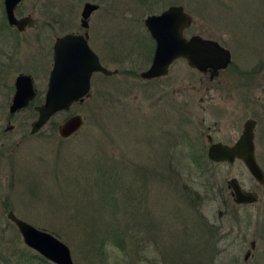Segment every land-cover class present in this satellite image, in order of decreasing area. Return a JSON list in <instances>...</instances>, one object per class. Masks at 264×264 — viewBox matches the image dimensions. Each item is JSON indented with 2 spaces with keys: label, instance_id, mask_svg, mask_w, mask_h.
<instances>
[{
  "label": "rangeland",
  "instance_id": "1",
  "mask_svg": "<svg viewBox=\"0 0 264 264\" xmlns=\"http://www.w3.org/2000/svg\"><path fill=\"white\" fill-rule=\"evenodd\" d=\"M87 1L99 5L89 17V44L102 64L119 73L109 77L95 73L90 99L57 113L32 134L30 124L37 117L33 106L44 100L55 37L83 31L81 11ZM172 4L184 6L193 17L185 36L216 38L231 50L234 63L223 80L237 86L254 82V113L260 118L255 153L264 170V85L257 84L264 82V70L258 72L254 64L264 54V0H21L15 15L35 19L23 32L6 28L0 0V264H54L23 243L6 216L9 210L66 243L74 264H170L168 253L193 243L182 236L201 224L199 212L208 224L221 225L232 234L227 240L209 241V251L194 257L195 263L204 259L203 264H232L235 258L242 263L252 240L256 247L247 263L264 261V185L257 184L240 160L230 164L207 158V143L197 127L202 115L212 117L200 112L199 94L160 96L167 90L166 82L183 90L199 81L201 73L179 58L164 78L139 76L149 67L155 46L144 19ZM19 73L31 74L38 94L29 108L10 114ZM189 112L196 127L184 124L182 130L191 144L180 136L167 171L165 145L158 144L163 122L172 119L176 131ZM69 113L81 114L84 125L63 139L57 125ZM8 122L14 128L4 131ZM193 142L198 163L190 156ZM119 161L137 166L146 174L144 180L119 178L114 170L105 178L103 164L114 169ZM164 177L173 181L171 188ZM231 177L244 188L260 190L257 203L236 207L240 221L233 225L231 216L218 217L222 208L218 188L224 191ZM114 224L126 232V251L106 243L98 254L93 242L84 243L83 231L91 229L96 236Z\"/></svg>",
  "mask_w": 264,
  "mask_h": 264
},
{
  "label": "water",
  "instance_id": "2",
  "mask_svg": "<svg viewBox=\"0 0 264 264\" xmlns=\"http://www.w3.org/2000/svg\"><path fill=\"white\" fill-rule=\"evenodd\" d=\"M9 25L18 31L35 24L31 15L17 17L15 9L21 0H3ZM98 4L85 2L81 11V25L88 27V19L97 10ZM192 22L191 15L180 4H172L159 14H149L144 25L155 42V49L149 67L140 72L145 80L160 78L169 73L170 66L179 58L199 71L209 69L211 77L217 75L231 61L230 51L216 40L200 35L185 37L183 32ZM95 73L112 76L118 69L104 66L98 54L88 44V33H66L55 38L53 43V63L49 72L47 88L42 103L34 106L37 117L30 124V133L38 132L56 113L68 110L73 103H82L90 96L91 78ZM14 93L9 105V113L14 114L26 108L35 98L37 89L30 74L19 73L14 82ZM84 124L81 114H74L58 126L60 137H68L77 132ZM255 121H246L244 130L232 146L211 143L207 157L213 162L229 163L239 159L251 176L259 183H264V171L257 162L254 148ZM14 125L8 127L12 130ZM234 200L238 204L257 201V194L241 188L238 179H228ZM7 218L17 228L23 243L38 252L43 258L54 264H74L70 248L54 234L39 229L18 217L12 210ZM248 254H246L247 256Z\"/></svg>",
  "mask_w": 264,
  "mask_h": 264
},
{
  "label": "flooded vegetation",
  "instance_id": "3",
  "mask_svg": "<svg viewBox=\"0 0 264 264\" xmlns=\"http://www.w3.org/2000/svg\"><path fill=\"white\" fill-rule=\"evenodd\" d=\"M3 4H4V1H3ZM4 13H5V8H4ZM191 18H192V22L186 29H184V32L193 24V17L191 16ZM5 20H6L5 25H6V28L8 30L13 29V28L16 29L15 26L9 25V23L7 21L6 13H5ZM89 27H90V25H89V19H88V27L85 28L81 25V28H83L82 32L74 31V32H67V33H74V34H84L85 32L88 33ZM29 28H31V27H29ZM26 29H28V28H26ZM18 32H23V31H18ZM184 32H183V34H184ZM64 34H66V33H64ZM192 35L202 36L201 34H192ZM192 35H190V36H192ZM190 36H185V37L189 38ZM202 37H204V36H202ZM204 38L216 40L221 46L228 49L230 51V56H231L230 63L224 69H220L218 71L217 75H215L213 77H211V73H210L211 71L209 69H207L205 71H199V70L193 68V69L197 70L199 73H201V75H202V77L199 81L190 82L189 86L184 87L183 90L179 89V88H177V89L174 88L172 86V84H173L172 82H166V89L167 90L164 92H161L160 96H162L164 94V96H166V98L172 99V95L175 94L176 92H178V93L187 92V93H189V94L191 93L193 95L194 94L200 95L199 96L200 112H202L204 114H211L209 116L212 117V119H209L208 116L206 117V116L202 115V117H200L199 124L197 127L198 132L200 133V136L201 137L204 136V138H205V141L207 143V151H208V148L211 145V143H220V144L226 145V146L234 145L237 142V140L240 138V136L242 135L246 121L249 119L254 120L255 121L254 129H253V131H254V148H255V152H256V147H257V144H256V137L257 136L256 135H257V130H258V127L260 124L259 123L260 118L257 115H255V113H254L255 111H254L253 100H254V95H255V92L257 91V88L254 86V82H253V84L249 83V82H242L241 85L237 86V85L230 84L226 80H223L222 76L226 73L227 70H229L232 67L235 57L233 56L231 50L227 46H225L222 42L218 41L216 38H212V37L211 38L210 37H204ZM88 44H89V33H88ZM89 46H90V44H89ZM154 49H155V46H154ZM153 53H154V51H153ZM254 64L256 65V67H257L256 70H258V72H260L261 70L263 71L264 70V54L261 55L259 57V59L256 60V62ZM10 66L12 67V64L7 65L8 69ZM118 73H119V69H118ZM99 74H101V73H99ZM114 75H116V74H114ZM93 76H94V74L92 75V77ZM154 79H156V78H154ZM33 81H34V79H33ZM14 82H15V80H14ZM167 84L169 86H167ZM257 84H260V86H262V85H264V82L259 81V82H257ZM37 94H38V90H37ZM37 94H36V96H37ZM213 94H216V95L212 96ZM36 96H35V98H36ZM91 96H92V78H91L90 96L88 98H86L82 103H84L85 101L90 99ZM160 96L157 97L158 101L161 100V98H162ZM33 100L30 102V104L26 108H28L33 103ZM212 100H215V102L210 103V101H212ZM76 103H80V102H75L73 104H76ZM34 106H33V108H34ZM169 106H171V105H169ZM71 107L68 110H64V111H69L71 109ZM26 108H24V109H26ZM172 108L173 107H170L169 109L172 110ZM24 109H22V110H24ZM60 112H62V111H60ZM74 114H77V113H69V115L63 119V121L65 119H67L69 116L74 115ZM191 114H192V112H189L188 114H186V116L181 117L180 122L177 124V128H176L177 130L176 131L174 130L175 125H174L172 119H168V117H166V120L163 122V127L161 129L162 133H160V137H159L160 142H158V144L159 143L161 144V142H162L163 146L165 145V148L163 147L164 149H162V155L164 158V163H166V166H167V171H169V168L174 161L173 149H174L175 144H177L176 141L180 140V136L184 137V138L182 137L183 139H181V140L182 141L186 140L185 141L186 143H187V140L190 139L187 131L182 130V127H184L183 125L188 124V127H189L192 124V127H194V128L196 127L194 120L190 119V117L192 116ZM206 119L210 120V122H208ZM61 123H59L57 126H59ZM10 125L11 124H9V122H8L4 131H10L8 129V127ZM192 127H190V128H192ZM77 132L73 133L72 135L76 134ZM228 132H230V133H228ZM72 135L65 137V138H63V137H61V138L66 139V138L71 137ZM195 147H197L196 143L193 142V148L195 149ZM154 148H155V144H154ZM156 152H157V150H156ZM255 156H256V153H255ZM236 160H239V159H235L234 162ZM221 162H226V161H221ZM234 162H232V163H234ZM227 163H229V162H227ZM232 163H230V164H232ZM164 179L169 180L170 178L164 177ZM238 182L240 184L239 180H238ZM257 184L264 185V183H259V182H257ZM240 186L245 191L256 193L257 197H258L257 201L254 203H248V204L236 203L234 200L233 194H232V189L228 186V179L226 180V188L224 189V191L221 187L218 188L219 194H220V200H221V207H222L219 211L218 217L221 220L224 215L231 216V220H232L231 224L232 225L238 224L240 221L238 218L239 217L238 216L239 209L236 207L255 204L259 201V198H260L259 197L260 196V190H258L257 188L253 187V188L247 189V188H244L241 184H240ZM191 228H193V227H191ZM191 228H188V229L190 230ZM216 228H217L216 229L217 240H219V241L227 240L232 234V230L226 232L225 230H223V226H221V225H217ZM235 239H233V240H235ZM255 247H256V241L252 240L250 242V248L246 250V252L243 256L244 262L239 263L238 259L235 258V259H233L232 264H250L247 262L249 259H251L252 250H254ZM246 254H248V255L246 256ZM263 262L261 259H259L258 262L255 264H262Z\"/></svg>",
  "mask_w": 264,
  "mask_h": 264
},
{
  "label": "trees",
  "instance_id": "4",
  "mask_svg": "<svg viewBox=\"0 0 264 264\" xmlns=\"http://www.w3.org/2000/svg\"><path fill=\"white\" fill-rule=\"evenodd\" d=\"M189 143L191 144L190 141H189ZM191 149L193 150L192 146H190V148H189V150L191 151L190 156H191L193 162L198 163V159ZM100 159L102 160L101 157H100ZM106 162L107 161H105V163ZM102 168H103V174H104L105 178H108L110 175V171H113V170H114L113 173L117 177L129 179V180H144L143 178L146 176V174L145 175L141 174L142 172H140V169L137 166L132 167V165H130V164L128 165V164H126V162L125 163L124 162L122 163L120 161L118 163L116 162V164H114V169L110 165L108 167H106L105 164H103ZM117 170H119V173H117L118 172ZM151 170L155 174H158V172H159L155 168H153ZM164 181L166 183H168L167 187L171 188V183L173 181L172 180H164ZM199 215H200L199 216V222H201V224L199 226L193 225L192 226L193 228H191L190 230H186L188 233H185V235L182 236V239L190 240L193 243L189 244L188 245L189 247L188 246L187 247H185V246L184 247H176L174 253H172V252L168 253V255H169L168 262L170 264H198V263L194 262V260H193L194 257L199 256L200 253L203 254V253H206L207 251H209L210 247L208 245V242L209 241L211 242L212 239H214V240L217 239V235H216L217 231L215 229L216 226L212 223L208 224V222H206V218L200 212H199ZM114 225L115 226L111 225V228L108 231H105L102 233L99 232L96 236H95L93 230H91V229H89V231H85V232L83 231V233L86 234L84 243L88 244L90 246H93L91 243V242H93L94 245L96 246V248L94 247V249L95 250L98 249L97 250L98 254L103 253V252H101V250L104 249L106 243L107 244L108 243H114V245L116 247L120 248L122 251H126L127 246H129V243L126 242V238H124L126 232L124 230H121L116 224H114ZM206 234L208 235L207 238H206ZM92 235H93L94 239L93 238L90 239V237ZM167 252H169V251H167ZM181 257H183V258H181ZM203 260L199 261L200 262L199 264H203Z\"/></svg>",
  "mask_w": 264,
  "mask_h": 264
},
{
  "label": "bare ground",
  "instance_id": "5",
  "mask_svg": "<svg viewBox=\"0 0 264 264\" xmlns=\"http://www.w3.org/2000/svg\"><path fill=\"white\" fill-rule=\"evenodd\" d=\"M164 78V77H163ZM172 236H173V234H172Z\"/></svg>",
  "mask_w": 264,
  "mask_h": 264
}]
</instances>
